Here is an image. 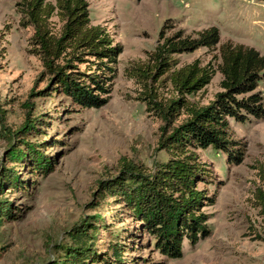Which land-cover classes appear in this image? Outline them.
I'll return each instance as SVG.
<instances>
[{
  "label": "rangeland",
  "instance_id": "1",
  "mask_svg": "<svg viewBox=\"0 0 264 264\" xmlns=\"http://www.w3.org/2000/svg\"><path fill=\"white\" fill-rule=\"evenodd\" d=\"M85 1L90 25L102 27L111 45L120 48L107 100L90 109L77 107L60 93L44 95L40 63L29 53L31 29L19 25L17 0H0V108L4 111L0 166L14 168L27 185L24 191L2 190L21 216L0 225V264H48L60 255L59 246L68 245L65 232L82 218L96 215L101 219V226L94 222L96 252L105 255L118 241L128 264H264V216L253 196L264 165V117L227 120V140L235 142L232 151L238 148L242 154L237 162L210 148L195 151L206 174L196 188L213 198L212 205L201 208L208 216V235L194 246L183 241L177 260L161 256L124 208L108 196L101 198L97 190L99 181L117 174L122 159L150 170L171 157L158 146L165 125L138 100L145 81L141 71L153 70L149 55L157 43L175 36L195 39L210 27L217 30L215 47L171 54L167 60L175 69L197 61L212 71L209 83L186 97L196 108L207 106L221 91L217 70L221 44L251 48L264 57V0ZM50 22L56 33L60 24L55 18ZM257 85L264 107V81ZM153 88L161 105L176 97L165 75ZM36 118L40 134L16 138L13 145L23 149L24 141L38 146L52 160L45 177L30 174L26 161L6 160L7 131L12 133L25 120ZM184 120L185 115H178L170 125L176 127Z\"/></svg>",
  "mask_w": 264,
  "mask_h": 264
},
{
  "label": "trees",
  "instance_id": "2",
  "mask_svg": "<svg viewBox=\"0 0 264 264\" xmlns=\"http://www.w3.org/2000/svg\"><path fill=\"white\" fill-rule=\"evenodd\" d=\"M15 11L20 17L19 25L31 29L29 53L40 63V80L46 82L44 95L60 93L83 109L104 105L110 92L109 82L114 77L112 66L120 48L111 45L102 27L90 25L86 1L54 0L51 4L46 0H17ZM52 18L60 24L56 33L52 31ZM158 35L160 38L161 31ZM178 37L157 43L149 55L154 67H150L151 72L141 71L145 73L141 76L145 81L138 99L147 112L153 113L165 125L158 146L171 157L150 170L122 159L113 178L97 183L101 198L108 196L121 205L129 218L137 223L139 232L145 233L153 248L169 260L181 258L183 241L194 246L208 235L205 225L208 216L201 208L212 205L213 198L206 197L196 188L206 174L195 151L210 148L237 162L242 154L238 148L232 151L235 142L227 140V120L243 122L248 117L256 120L264 117L261 93L257 89L258 81H264L263 56L241 45L221 44L217 68L221 75V91L207 106L196 108L186 97L203 89L209 83L212 71L200 67L197 61L175 69V64L167 60L171 54L215 47L219 41L218 32L210 27L199 32L195 39ZM80 65H83L82 69H79ZM162 75L176 94L175 99L163 105L156 102L153 88ZM181 114L185 115V120L171 127L174 117ZM3 121L4 111L0 108V127ZM38 121L37 118L27 119L16 131H7L4 140L10 155L6 160L12 164L26 161L30 174L45 177L52 170V160L41 154L38 146L28 142H20L23 149L13 145L16 138L23 140L28 134H40L36 127ZM258 178L260 187L253 196L255 206L264 216V165ZM26 187L14 168L0 166V225L21 216L20 211L2 196V190L17 192ZM100 221L96 215L73 224L65 232L68 245L59 246L60 255L48 264H128L118 241L112 244L109 253L96 252L97 227L94 222L101 226Z\"/></svg>",
  "mask_w": 264,
  "mask_h": 264
}]
</instances>
